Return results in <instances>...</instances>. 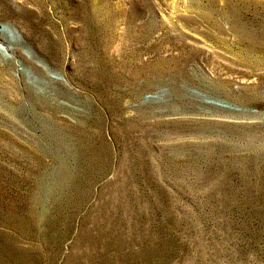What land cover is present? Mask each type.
<instances>
[{
    "label": "rangeland",
    "instance_id": "rangeland-1",
    "mask_svg": "<svg viewBox=\"0 0 264 264\" xmlns=\"http://www.w3.org/2000/svg\"><path fill=\"white\" fill-rule=\"evenodd\" d=\"M0 36V264H264V0H0Z\"/></svg>",
    "mask_w": 264,
    "mask_h": 264
},
{
    "label": "bare ground",
    "instance_id": "bare-ground-1",
    "mask_svg": "<svg viewBox=\"0 0 264 264\" xmlns=\"http://www.w3.org/2000/svg\"><path fill=\"white\" fill-rule=\"evenodd\" d=\"M1 37V36H0ZM1 39V38H0ZM4 40V39H3Z\"/></svg>",
    "mask_w": 264,
    "mask_h": 264
}]
</instances>
